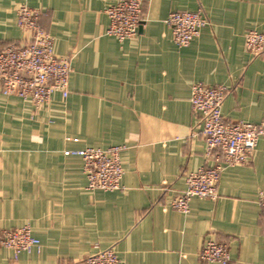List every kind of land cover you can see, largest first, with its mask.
<instances>
[{
	"label": "crops",
	"instance_id": "obj_1",
	"mask_svg": "<svg viewBox=\"0 0 264 264\" xmlns=\"http://www.w3.org/2000/svg\"><path fill=\"white\" fill-rule=\"evenodd\" d=\"M117 0H0V46L25 41L17 9L44 11L54 51L72 57L69 97L49 107L0 95V231L29 224L40 249L0 264H81L113 247L126 264H218L200 260L207 239L229 245L231 264H264V135L253 161L226 168L217 199L194 198L187 214L166 205L185 175L209 163L195 83L227 85V122L264 123V54L245 47L264 31V0H145L131 40L106 33ZM202 10L209 24L190 46L173 41L166 18ZM125 145L117 191L88 190L84 160L68 151Z\"/></svg>",
	"mask_w": 264,
	"mask_h": 264
},
{
	"label": "built area",
	"instance_id": "obj_2",
	"mask_svg": "<svg viewBox=\"0 0 264 264\" xmlns=\"http://www.w3.org/2000/svg\"><path fill=\"white\" fill-rule=\"evenodd\" d=\"M144 9L145 0H117L105 9L109 18L106 33L120 42L133 39L144 20ZM45 14L40 9L21 5L17 9V25L27 34L25 41L0 46V95L30 101L37 109L49 107L56 93L64 100L69 97L73 70L72 57L55 53L54 38L41 25ZM166 23L179 48L190 46L209 24L202 10L173 11L166 18ZM245 47L254 56L263 55L264 31H247ZM230 92L231 88L227 85L193 84L190 103L194 114L199 117L200 134L205 141V155L209 163L185 175V189L166 205L167 209L187 214L194 198L217 199L222 172L226 168L248 165L253 161L259 140L264 135V123L225 121L223 105ZM125 149V145L106 149L88 147L66 154L83 158L88 190L112 192L122 188L124 168L121 155ZM258 203L264 221V191L259 192ZM0 244L13 252L14 259L22 252L41 248V241L33 235L29 224L2 229ZM199 258L218 264L232 263L229 245L216 238L207 239ZM81 264L126 262L113 247H109L88 255Z\"/></svg>",
	"mask_w": 264,
	"mask_h": 264
}]
</instances>
